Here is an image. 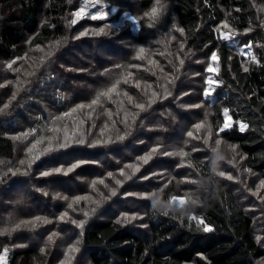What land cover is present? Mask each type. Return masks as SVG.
<instances>
[{
    "label": "trees",
    "instance_id": "1",
    "mask_svg": "<svg viewBox=\"0 0 264 264\" xmlns=\"http://www.w3.org/2000/svg\"><path fill=\"white\" fill-rule=\"evenodd\" d=\"M84 1L86 0H0V60L11 59L23 53L26 55V63L22 65L17 78L1 77L6 75L0 74V89L8 86L2 85L3 80L9 81L14 86L25 80V87L28 90L26 94H22L26 97L12 102L13 104L16 102L12 119L2 115L4 119L8 118V122H4L3 125L10 126V129L7 130L0 124V227L7 232L3 237L0 235V240H3L0 243V252L7 249L12 251L10 264H51L52 262L50 257L53 253L52 248L32 242L30 231L34 229L24 228L28 223H25L20 215H24L27 210L21 211L18 215L14 214L16 212L14 207L25 202L23 193L11 190L14 194L11 198L9 193H4L14 175L21 174L24 170L28 172V168H22V166L31 160L35 168L31 176L46 193V198L42 195L37 204L44 207L42 210L47 216H51L50 223H47L50 230L55 228L70 239L74 238L72 243L77 251L71 252L72 264H75L74 260L84 262L83 259L90 264H259L258 261L264 257V247L258 239L259 232L264 234L261 231L264 230V20L257 8L261 0H162L164 3H172V12L166 18L175 20L178 29H182L178 31L181 39L186 41L188 47L195 49L194 54L206 58L216 53L218 62L215 70L217 83L210 97L206 96L208 101L204 105L206 119L212 126L213 136L220 143L213 140L207 143L202 131L200 135L192 133V136H188L189 141L183 151L188 155L172 165L179 171V178L184 180L183 186L192 191L187 192L186 203L181 206L172 204V198L176 196L175 185L171 183L172 185H165L162 189V183L158 182L154 176L153 173L158 170L150 161L151 154L148 155L150 160H147V164L140 159L146 155L143 153L147 152L149 147L154 148L151 136L154 137L156 131L163 129L164 133L167 131L166 124L160 129L155 128V121L169 124L168 134L174 133L167 139L170 143H173L172 139L177 138L178 133L187 128L188 120L180 115L183 112L173 110L177 113L179 120L174 117L176 115L162 112L165 107L168 108L172 104V101L168 100L163 105L160 91L156 89L159 80L162 81V79L169 82L168 78L172 81L175 76L173 82L178 83L174 80L180 70L169 72L164 67L154 66L149 60V55L144 54L138 60L140 53L129 55L128 50V42L133 37L140 43H146L147 46H158L162 51L163 37L167 38V31H136L130 19H128L130 22L127 27L120 31L110 24L101 27L98 31L103 29L101 33L103 35L93 36L92 39L86 40L85 44L89 47L93 41H99L102 47L106 44L105 52L108 57H101L97 65L98 67L109 66L107 75L102 76L100 73L94 78L90 74L76 72L74 74L72 71H65L66 82L69 85L62 94L66 97L67 105L72 104L73 108H77L74 111L77 115L82 113L85 116L82 122L93 125L88 128H76L71 133L66 131L71 126L69 122L65 127L56 125L58 121H55V124L47 126L48 130H46L44 124L47 123L43 124L40 119L43 113L32 112L34 119L29 124L23 125L26 127L21 132L22 135L17 137L10 135L15 128H19L17 126L20 125L16 124L24 120L23 109H28L26 106L28 99L32 97L36 99L33 89L38 81L34 82L33 78L39 76L43 68L51 67V62H48L47 58L59 55L57 46L63 47L61 42L64 40V43H67L71 39L78 45L71 44V48L65 50H74V46L78 49H86L81 44L79 33L86 22L95 24L100 18L93 19L95 15L88 16V13H80L79 17L75 18L83 7ZM131 2L135 4L138 13H143L152 10L157 0ZM123 9L131 11L126 5ZM112 19L109 18L113 22ZM72 21L76 22L73 24ZM147 23L150 29L161 27V23H156L151 17H147ZM222 23H226L227 27L220 28L224 26L221 25ZM164 27L167 28V26ZM248 29L250 31L247 34L250 37L249 39L241 37L243 39L241 43L252 46L254 58L247 63L241 60L239 53L233 50V46L222 36L227 32L241 34ZM160 34L162 36H159ZM46 46L52 49L47 50ZM38 47L44 49L40 50ZM28 48L46 53L42 57L46 59L36 60L35 55L29 54ZM151 55L157 57L160 64L164 62V59L153 51ZM147 60L151 64L148 69L155 73L147 77L145 82V89L155 93L152 97L155 106L149 111L145 104L147 99L143 87L133 83H136V76L127 74L133 71L142 78L140 70ZM85 62L89 63L87 60ZM133 62L140 63L138 68L132 66ZM41 64L43 66L40 69ZM167 67L172 68V66ZM198 72L201 73L198 77L202 79L203 72ZM101 77L112 90L117 86L120 78L126 80L116 89L121 91H115L114 97L106 98L109 104L97 105L94 119H90L91 109L79 107L81 86L89 82L92 85L100 81ZM185 82L190 81L186 79ZM80 83L81 86L76 90ZM32 84L34 87L30 90L31 87L28 88V86ZM184 86L185 83L183 85L181 83L178 90L183 89ZM174 89L177 90L176 85ZM128 94L134 96L131 102L125 99ZM141 98L145 100L141 101ZM0 99H3L2 95ZM53 99L56 100V98ZM36 101L39 102L38 99ZM137 103L144 104V109L136 107ZM41 105L46 104L40 101L37 106ZM225 109H228L226 116ZM54 114L59 115L60 112L56 111ZM108 119L117 120L115 124L117 131L110 130L111 125L106 126ZM119 122L124 125L123 128L117 127L120 126ZM96 125L100 130H95ZM224 125H227V129L219 131ZM242 125L247 126L244 131H240ZM171 128L174 131H171ZM53 133L55 135H51ZM119 135L125 138L116 139ZM49 136L51 137L48 138ZM217 136L222 138L221 141L217 139ZM67 137L76 139L98 137L101 141L83 145L76 141L61 140ZM109 138L111 142L105 143ZM124 141H126L125 145L121 146ZM65 142L66 147L56 148L39 160V154L45 149L54 148L57 144ZM232 145L236 146L235 150L238 151L239 156L235 158V154L231 151L226 154L227 158L224 162L214 164L215 151L230 149ZM131 147H134L133 151L139 155L132 156L130 160L134 161L129 160L127 163L131 166L136 165L134 169L138 168V171L131 173L128 176L130 178L120 180L124 184V191L118 193L125 194L126 191L136 190L138 187L143 191L152 190L153 196L148 200L132 199L133 203L140 204V207L126 208L122 201L118 202V207L126 212L141 213L142 220L136 218L130 223H124L126 215H120L116 219L105 218L103 213L109 203L107 200L112 196L111 191H105L98 186L100 194L90 186L86 191L79 192L77 188L62 186L67 182L76 184L75 180L70 179L71 177L62 178L66 176L64 173L58 179H52L54 172L48 176L42 175L50 169H55L63 160L71 162L73 159L82 157L97 160L104 153L108 156L117 154L118 158V151ZM27 155L28 159H26ZM238 157L241 159L238 160ZM88 162L90 165L84 168L81 174L87 175L89 179L105 176L112 169L104 162L96 168L91 161L88 160ZM129 165L124 167L120 163L119 173L120 167L128 170ZM221 173H224V176ZM227 173L230 174L231 179L226 176ZM244 178L249 179L248 184ZM59 180L62 181L59 182ZM108 181L115 184L116 192L122 186L116 183V179L109 178ZM191 182L195 184H190ZM29 183L32 185L30 181ZM59 183L61 185H57ZM100 186L104 188L105 185ZM27 188L28 186L23 185L19 189ZM63 188L69 189L76 196L89 199H82L79 203H75L72 210L68 207L70 201L59 200L53 195L54 190ZM124 196L126 197V194ZM91 198L100 201L99 206L95 204V213L99 216L88 219L84 216V212L87 211L85 207ZM156 201H160L167 207L157 206ZM36 209L37 207L34 206L31 210ZM111 209L108 208L107 211L113 214ZM119 209L117 214L120 212ZM165 211L167 215L164 214ZM64 213H67V217L62 220L60 217ZM193 216L196 217L195 220L190 219ZM201 219L203 224L199 223ZM74 220H84L83 228L72 223ZM257 223L259 228L256 231ZM134 224H144L146 227L133 226ZM205 224L213 230L203 231ZM19 238L27 244L21 245Z\"/></svg>",
    "mask_w": 264,
    "mask_h": 264
},
{
    "label": "rangeland",
    "instance_id": "2",
    "mask_svg": "<svg viewBox=\"0 0 264 264\" xmlns=\"http://www.w3.org/2000/svg\"><path fill=\"white\" fill-rule=\"evenodd\" d=\"M131 1L133 0H86L84 1L83 7L80 8L78 13L76 14V19L79 17V14H85L88 13V16H91L92 14L95 15L100 20L96 21V23H89L86 22L83 26V30L80 31L79 35L81 36V44L86 49H78L77 46H74V50H65L71 48V44H74L77 42L73 40H69L67 43H64V40L61 42L62 46L58 47V53L59 55L54 57L47 58V61L51 62V67H45L42 69L41 74L39 76H36L35 79L33 78V81L36 82V87L33 89L35 91V98L39 100V102L36 101V99L29 98L28 102L26 103V106H28V109L24 108V120L23 122H18L16 125L19 128H15L14 132L10 133L11 136L17 137L19 135H22V131L25 129L26 126H23L25 124H29L31 121H33L34 118H32V112L34 113H43L41 116V121L44 124L45 122L48 124L45 125V129H47V126H51L55 121H58L56 125H62L67 127V123L69 122L71 126L66 130L70 131L71 133L76 128H88L93 124L84 123L82 120L84 119V115L82 113L80 115H77L74 111L77 110V108H73L72 104H66L65 100L66 97H64L62 94L65 90L68 89V83L66 82V74L65 71H72L74 74L75 72L78 74H90L94 78L99 76L100 73H102V76L107 75V69L109 66L105 67H98L97 63L101 59V57H108L107 56V46L106 44L104 47H102L99 43V41H93L91 47L87 46L85 44L86 40L92 39L93 36H99L103 35L101 34V31H98L101 27H104L105 25H113L114 28H118L119 31L121 29H124L127 27V24L130 22L128 19L131 20V25H133V28H136V31H167V38L163 37V47H161L163 50L160 51L158 46H147L144 42H139L138 39L131 37L130 41L128 42V50L129 55L131 54H139L138 60H140L141 56L146 54L149 55V60L153 62L154 66L157 67H164L169 72H174L176 69H179V74H176V79L174 81H177L178 83H174L172 78V81L168 78L169 82H165V79H162V81L159 80V85L156 87L158 91H160V94L162 96V103L165 105V102L168 100L172 101V104L163 110V113H169L170 115H176L174 116L179 120L178 115L175 111L183 112L180 113L181 116L185 117L187 122V128L183 129L180 133L177 134V138L172 139L173 143H170L167 141L169 139V136H172L173 134H168L169 128L166 122H154V127L157 129H160L162 125L166 124L167 131L166 133L161 131H156V135L154 137L151 136L152 142L154 143V148H148L149 150L143 154H146L144 156L149 157L148 155L151 154V159H148L151 161L153 167H155L158 171L154 172V176L158 179V182L162 183V189L165 187V185H172L173 183L175 185V193L176 196L172 198V204L175 206H181L184 203H186L187 200V192H192L191 190H188L183 186L184 180L179 178V171H177L176 168L172 167L173 163L175 161H180L182 157L178 155H173V153H177L180 151H184V148H186V145L188 143V133L192 132L197 135H200V132H203L204 140L207 143H210L212 140L217 141L214 136L213 132L206 119L205 115V105L204 103L208 101L206 99V96L209 98L210 95H206L205 89L212 94L213 89L215 88V83H217L215 78V70L217 69V58L213 59V56L203 58L200 55H195V49L188 47V45L185 43L183 39H181L180 34L178 33V25H176L175 20H170L166 18L167 15L171 14L172 12V3H164L162 0H159V3L154 4V8L150 11H145L143 13H138L137 8L135 4H133ZM99 5L101 6L99 8ZM129 7L131 11L123 9L125 7ZM258 11L260 12L262 19L264 20V0H261L260 4L257 5ZM155 10V13H154ZM125 11V12H123ZM123 12V13H122ZM104 13H107V15H102ZM122 13V14H121ZM147 17H151L155 20L156 23H161V27H155L153 29H150L148 27L147 23ZM109 18H113V22L109 20ZM220 26L225 27L226 23H222ZM164 26H167L165 29ZM219 28V29H220ZM250 30L248 29L245 32H242L241 34L235 33V32H227L224 33L230 36V39L228 40L230 45L233 46V50L239 53V57L242 61L249 62L250 59L254 58V51L250 44L241 42L243 41V38L249 39L250 36H248V32ZM159 36H162L161 34ZM156 40V39H155ZM70 42V43H69ZM96 43V44H94ZM68 48H65L67 47ZM235 46V47H234ZM77 47V48H76ZM38 49L43 50V47H38ZM47 50H51L52 48L49 46H46ZM124 49V48H123ZM141 49H143V52H141ZM152 51L156 53L157 56H161V58L164 59V62H161V64L158 61V58L155 57L152 54ZM29 54L35 55L36 60L37 59H46L42 58L46 53L38 52L36 49H30L28 48ZM88 61L89 63L85 62ZM149 60H147L145 66L140 70V74L142 78H139L133 71L128 72L127 74H130L131 76H136L137 79L134 84L137 86L143 87V92L146 96L147 102H145L147 110L149 111L153 106H155L154 102L152 101L153 97V91L145 89V82L147 81V77L151 76L154 72L152 70H149L148 66L151 65ZM183 61V63H181ZM44 62V61H43ZM42 62V63H43ZM26 63V55L23 53L20 56L6 59V60H0V74L6 75L1 77H7L10 76L12 78H17L19 75V72L21 71L22 65ZM194 63H200L201 66H196ZM44 64V63H43ZM43 64H41L40 69L42 68ZM56 65V66H55ZM140 65V63H132L133 67H137ZM54 66V68H53ZM167 66H172V68H168ZM176 67V68H175ZM211 69V70H209ZM93 70V71H92ZM198 71H202L204 76L202 79H200L201 73ZM155 75V73H154ZM159 75V74H158ZM161 76V75H160ZM210 78V83H207ZM188 79L190 82H185V80ZM125 78H120L117 86L112 90L110 86L107 85V83L100 78V81L95 82L94 84L90 85V82L88 84L82 85L81 83L77 85L76 90L81 86V94L79 98V103L81 105H84V108H90L91 113L89 115L90 119H94L95 112L97 110V105L104 106L109 104L107 102L106 98H112L113 95L116 94L115 91L119 92L121 90H116L120 85H122L125 82ZM201 80V81H200ZM182 83H185L184 88L178 90L179 85ZM2 85H8L4 88L0 89V96H3V99H0V124L3 126V128H7V130L10 129V126L5 127L3 125L4 122H8V118L12 119L11 116L14 113L16 102L13 104L12 102L16 101L17 99H21V97H26V94L28 92L27 88L25 87V80L23 82L18 83L17 85H12L9 83V81L3 80ZM32 85H29L30 90L34 87ZM174 85H176L177 90L174 89ZM89 87V88H88ZM88 88V89H87ZM100 88V89H99ZM212 88V90H211ZM87 89V91H86ZM99 89V90H98ZM1 90H4L3 92ZM29 90V91H30ZM112 90V92L110 91ZM125 93V91H123ZM121 92V93H123ZM39 95H38V94ZM104 93H107V95H103ZM123 93V94H124ZM59 97V98H57ZM131 97L133 100L134 96L132 94H128V96H125V99H128ZM53 98H56L53 99ZM103 101H102V100ZM105 99V100H104ZM93 100H97V103L95 105L92 104ZM141 101H144V98L140 99ZM40 101L44 102L46 105L37 106ZM140 104V103H137ZM51 107H50V106ZM88 105H91L90 107ZM99 106V107H100ZM200 112L198 113V111ZM58 111L60 112L59 115H55L54 113ZM70 111V112H68ZM8 117L7 119H4V116ZM226 116V115H225ZM89 119V118H88ZM229 119L228 117L226 118ZM74 121V122H72ZM186 121V120H185ZM95 122V121H94ZM34 123V122H33ZM117 123V120L115 119H108L106 122V126L111 125L109 128L110 130L117 131L115 128V124ZM8 124V123H6ZM55 124V123H54ZM200 124L202 125L201 128L197 129L196 125ZM119 125L117 126L119 128H123V124L119 122ZM174 127V126H173ZM172 127V128H173ZM171 128V131H174V129ZM92 129L94 127L92 126ZM95 130H100V128L96 125ZM35 131V129H34ZM67 132V133H68ZM55 135V133L51 134ZM34 136V133H33ZM35 137V136H34ZM49 136L48 138H50ZM25 139H27L25 137ZM217 139L221 141L222 138L217 136ZM61 140H68V141H77L76 138H68L67 139H61ZM83 145H89L88 142H97L101 141L98 137H92L88 139H84ZM219 142V141H217ZM126 141L121 146H124ZM220 143V142H219ZM222 144V143H221ZM227 144V143H226ZM225 145V144H222ZM226 146V145H225ZM153 147V146H152ZM53 150L44 151L39 154V160L41 157L45 158L47 153L50 151L56 150V147L51 148ZM134 147L125 149L122 148L117 153L119 154V157L117 158V154L114 156H108L107 153L101 154L100 158L97 160H91V159H84L82 158H76L73 159L71 162L68 161H61L58 163L55 169L60 168L62 169L61 172H54V169L48 170L49 173H53V178H61L59 177L64 171H66L68 168L72 167L73 165H78L74 168L73 171L69 172L66 176L62 178H68L75 180L76 184H70L67 182L65 185L72 189L77 188L79 192H84L88 189V187H93V182H97L95 184L94 191L100 192L99 188L105 190V191H112L115 189V184L111 181H108L109 178L116 179V180H125L126 176H130L131 173L134 171V167L136 165H133V167H130V169L126 170V168H121L120 171H123L125 175H121L118 171V165L122 163L124 167H128L129 160L132 156H138V153H135L133 151ZM235 154V158L239 156V153L237 150L233 151ZM143 156V157H144ZM29 156L27 155L26 159H28ZM164 158V161H163ZM162 159V160H161ZM241 158L238 157V160ZM91 161L92 165L96 168L98 165L102 164L103 162L110 165V168H112L109 173H112V176H109L108 174L102 177H98L95 179H89L87 175L81 174V172L90 165ZM126 160V161H125ZM125 161V162H124ZM134 161V160H130ZM145 163V162H144ZM147 164V163H146ZM25 167L27 170H24L21 172V174L14 175L12 177L10 185H8L4 193H9V197L11 198L14 196L13 192L11 190H16L15 192H22L23 198L25 199L24 204L14 207L16 208L15 215L20 214L21 211L27 210L24 215H20L22 220L25 223V229L31 230L34 229V231H30V239L32 242L38 245H48L50 248H52V254L50 257H52L51 264H72L71 260L73 255L69 251L70 248L74 247V244L72 243V239L68 237L67 235L62 234L61 232L55 230V228H52L50 230V226L47 223H42L41 221L37 220V218H43L49 221L51 216H47V214L44 212V207L37 204V202L41 199L40 197L43 195V197L46 198V193L41 190L40 184L36 183L34 179L32 178V174L34 173V166L31 160L27 161V164H24L22 168ZM21 168V169H22ZM138 169V168H136ZM185 170V169H182ZM214 170V169H213ZM217 172V170H216ZM227 177H230V174H226ZM151 178V177H150ZM149 179V178H148ZM103 180V185H107V187L100 186L102 184L98 183V181ZM29 181L32 183L30 185ZM62 181V180H61ZM59 180V182H61ZM166 181V182H163ZM244 181L248 184L249 179L244 178ZM82 183V184H80ZM190 184H195L194 182H191ZM28 186L27 189L21 190L20 187ZM61 185V183L57 184ZM122 185L121 188L116 192L115 196H111L109 200H107L108 206L104 209L103 215L105 218H119V216H128L132 217L135 216L137 219L142 220L143 217L141 213H134V212H126L122 209H119L118 202L122 201L126 208H136L137 206L140 207V204L133 203L134 201L132 199H144L148 200L151 199L153 196L152 190L149 191H143L139 190L138 187L136 190H130L126 191V197L124 196V193H118L124 191V184L123 182L120 184ZM99 186V188H98ZM166 186V187H167ZM90 189V188H89ZM187 189V190H186ZM95 192V193H96ZM94 193V194H95ZM241 194V192H238ZM53 195L59 199V200H65L62 199V197H68L69 203H72L74 198L77 197L75 193L71 192L67 188L63 189H57L56 191H53ZM130 197V198H127ZM9 201V200H7ZM91 201H95L94 199H90L87 201L86 204V210L90 213L88 219L91 217H97L99 216L96 214V207L95 204ZM105 201V202H107ZM59 204V201H58ZM75 204V203H74ZM73 204V207H74ZM34 206L37 207L36 210H31ZM47 207V206H46ZM57 207V205H56ZM95 209L94 212L91 211V209ZM108 208H112L110 211L113 212V214L109 213L107 211ZM57 209V208H56ZM118 209L120 212L117 214ZM74 210V208H72ZM7 214V213H5ZM116 214V215H115ZM75 216V215H74ZM86 217V218H87ZM73 220V219H71ZM32 221H36L35 226L32 225ZM133 226L137 227H146L144 224H134ZM259 223H257V226H255V230H258ZM264 232V230H261ZM76 232H78V229H76ZM55 233V235H53ZM7 234V232L0 227V235L3 237ZM52 236V243L48 242V237ZM259 241L261 242L262 247H264V234L259 232L258 233ZM21 245L24 243L27 244L26 241H21V238H19ZM3 240H0V243H2ZM18 245V244H16ZM49 251V250H48ZM48 253V252H47ZM13 253L11 250L7 249L3 252H0V264H10V261L12 259ZM84 262H76L74 260L73 263L75 264H90L89 261H86L83 259ZM259 264H264V257L260 259Z\"/></svg>",
    "mask_w": 264,
    "mask_h": 264
},
{
    "label": "snow or ice",
    "instance_id": "3",
    "mask_svg": "<svg viewBox=\"0 0 264 264\" xmlns=\"http://www.w3.org/2000/svg\"><path fill=\"white\" fill-rule=\"evenodd\" d=\"M157 3H159V0H157ZM154 13H155V10H154ZM102 15H107V13H104V14H102ZM97 17H93V19H96ZM76 21H72V23L74 24ZM149 26H151V25H149ZM225 27H227V25H225ZM180 31H182V29H179ZM101 32L102 31H104L103 29H101L100 30ZM222 38L224 39V40H229L230 39V36H228L227 34H225V35H223L222 36ZM141 52H143V49H141ZM215 57H216V53H213V59H215ZM181 63H183V61H181ZM209 70H211V69H209ZM245 71H247V68H245ZM207 83H210V78H209V81H207ZM111 91V90H110ZM211 93L208 91V90H206V95H210ZM103 95H107V93H104ZM153 96H155V93H153ZM129 99V102H131V97H129L128 98ZM97 103V100H93L92 101V104L93 105H95ZM89 107L91 106V105H88ZM79 107H85L84 105H80ZM136 107H138V108H140L141 110H143L144 109V104H138V105H136ZM224 114L225 115H227L228 114V109H225L224 110ZM202 125H200V124H197L196 125V128L197 129H199L200 127H201ZM247 126L246 125H242L241 127H240V131H244L245 130V128H246ZM227 129V125H224L223 127H221L220 129H219V131H225ZM188 136H192V132H189L188 133ZM125 137L123 136V135H119V136H117L116 137V139H118V140H123ZM77 143H84L85 141H84V139L83 138H81V139H78L77 141H76ZM100 141H97V143H99ZM107 142H111V138H109V140L108 141H105V143H107ZM67 146V144H66V142L65 143H59V144H57L56 145V148L57 149H59V148H64V147H66ZM35 147V146H34ZM235 148H236V146H234V145H232V150L233 151H235ZM49 150H53V149H51V147L50 148H48V149H45V151H49ZM29 151H31V149L29 150ZM173 155H178V156H180V157H184V156H186V155H188V153H186V152H183V151H180V152H177V153H173ZM38 158V157H37ZM140 159H142V160H144V162L145 163H147V160L148 159H150V156L149 157H141ZM21 163H24V161H21ZM78 165H73L72 167H70V168H68L66 171H64V174L65 175H67L69 172H71V171H73L74 170V168L75 167H77ZM129 167H133V166H131V165H129ZM134 170H136V171H138V169H134ZM54 172H61L62 171V169H60V168H57V169H54L53 170ZM50 173L49 172H44V173H42V175H44V176H48ZM121 175H125V173L123 172V171H121V173H120ZM109 176H112V173H109L108 174ZM221 175H223L224 176V173H221ZM126 179L127 178H130V177H125ZM229 179H231V177H228ZM97 182H93V187L95 188V184H96ZM98 183H100V184H103L104 183V181L103 180H100V181H98ZM116 183L117 184H121L122 182L120 181V180H117L116 181ZM105 187H107V185H105ZM111 195L112 196H115L116 195V191L115 190H112L111 191ZM62 199H65V200H67L68 199V197H62ZM82 199H89L88 197H81V196H77V197H75L74 198V200H73V202L72 203H69L68 204V207L69 208H73V204L74 203H79V201L80 200H82ZM92 203H94V204H96L97 206H99V203H100V201H91ZM91 211L92 212H94L95 211V209L93 208V209H91ZM89 212L88 211H85L84 212V216L85 217H87V216H89ZM67 217V213H64V214H62V216L60 217V219H65ZM134 219H136V217L135 216H132V217H128V216H125L124 217V223H130L132 220H134ZM190 219H192V220H195L196 219V217H190ZM37 220H39V221H41L42 223H49V221L48 220H46V219H43V218H37ZM30 223H32V225L33 226H35V224H36V221H32V222H30ZM72 223H74V224H76L77 225V227H79V228H83V226H84V223H85V221L84 220H81V221H72ZM199 223H201V224H203V220L201 219L200 221H199ZM213 229H211L210 227H208L206 224L204 225V227H203V231H205V232H210V231H212ZM53 235H55V233L53 234ZM52 239H53V237L52 236H49L48 237V242L49 243H52ZM259 239V238H258ZM41 251H43V249H41ZM69 251L70 252H75V251H77V249L75 248V247H73V248H70L69 249Z\"/></svg>",
    "mask_w": 264,
    "mask_h": 264
},
{
    "label": "clouds",
    "instance_id": "4",
    "mask_svg": "<svg viewBox=\"0 0 264 264\" xmlns=\"http://www.w3.org/2000/svg\"><path fill=\"white\" fill-rule=\"evenodd\" d=\"M232 150V148L230 149H218L215 151L214 153V160H213V163L214 164H221L222 162H224L227 158V153H230ZM157 206H160V207H164L166 208L167 205H164V204H161L160 201H156L155 202ZM165 215H167V211L164 212Z\"/></svg>",
    "mask_w": 264,
    "mask_h": 264
}]
</instances>
